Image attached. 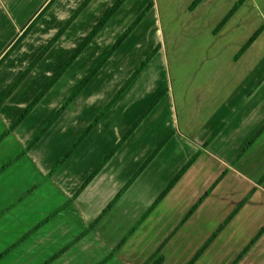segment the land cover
<instances>
[{"label": "rangeland", "instance_id": "obj_1", "mask_svg": "<svg viewBox=\"0 0 264 264\" xmlns=\"http://www.w3.org/2000/svg\"><path fill=\"white\" fill-rule=\"evenodd\" d=\"M196 1H127L70 66L43 102L28 116L23 127L25 129L21 131L25 138L18 137V140L6 144V148H3L13 150V144L18 143L16 150L20 151V146L26 147L29 144L25 143L26 138L37 137L134 21L153 5L127 41L86 87L81 96L82 102L80 104L76 102V105L74 102L63 118L44 135L36 147L37 157L29 155L30 159L27 160L29 163L20 162L22 165L14 167L0 178V205L6 208L30 186L43 181L47 173L39 169L40 161L46 168L56 165L137 72L141 64L158 49L147 67L67 164L74 184L82 179L87 180L146 114L145 120L127 140L129 143L124 151L100 174L96 186L94 185L93 191L97 193L96 208L77 204L76 207L69 209L40 236L35 237L37 238L35 241L39 242L37 246L30 251H20L16 256L18 259L27 260L33 254L45 253L48 250L52 254L57 247L80 234L102 211L100 209L106 198L112 199L125 185L126 179L134 176L143 161L154 153L169 134H173L170 145L158 154L155 168L148 173L146 179L140 181L134 191L145 193L139 194L140 200L152 202L174 179L176 173L194 157L197 147H201L202 142L212 136L221 122L229 121L231 118L236 120L233 110L238 112L239 109L245 108L244 101L248 91L259 88L257 96L259 94L260 96L257 100L264 101V84L261 86V83H264V41L254 49L257 58L253 60L248 58L244 65L235 66L231 55L245 39L250 31L249 27L233 28L234 24L231 23L228 31L231 34H227V38L221 40L217 35L220 24L232 11L235 0H203L194 8L193 4ZM47 2L57 3L58 6L40 27L38 32L45 30L44 34L35 35L34 42H37L33 49L27 45V51L31 53L40 51L38 56L85 0ZM116 2L117 0H93L74 25L66 31L65 38L59 42L56 49H52L51 53L46 55L41 69L27 81L17 98L22 97V100H26L36 95L37 90L40 93L48 79L50 80L72 56ZM44 45L46 46L42 49ZM26 72L27 70L17 80L20 85L29 76H23ZM163 92L164 95L156 103ZM7 94L1 99L8 98ZM13 109L18 115L19 108ZM21 113L15 117V121L19 119ZM0 124V132H3L7 125ZM2 154L1 157L7 156L6 152ZM6 162L8 161L0 160V167ZM194 175L196 176L194 181L197 183H192L191 186L185 183L178 186L174 194L156 208L134 232L111 264H142L164 241L166 264L191 262L204 246L205 240L214 235H208L205 231L209 220L201 209L203 203L198 207V212L190 213L195 204L209 191L205 190L207 187H203L204 177L201 172H195ZM263 176L264 173L259 177V182ZM254 193L253 190L245 195L236 208L245 199L249 202ZM66 197L58 182L53 180L44 182L32 196L12 209L0 222V242H9L12 237L24 233L34 221L62 204ZM128 199L121 200L122 202L116 205L106 220L59 264H96L112 252L119 244L120 238L134 227L150 206L148 203H132ZM255 202L256 205L252 208L244 206V215L241 218L243 225L238 226L242 233L230 225L233 222L231 220L222 230V238L214 244L211 252L204 256L199 264H231L247 248H249L247 254L245 253L240 264H264V236L249 247L258 232L254 234L255 229L251 232V229H247L248 226L244 227L251 223V228L264 225L262 209L264 202L259 198ZM228 208L223 207L221 214H225ZM211 210L215 214L219 213L217 207ZM233 212L231 211L229 216ZM221 214H218L220 217L216 216L215 220H211L210 226L220 221L219 226L215 223L214 233L229 217L224 216L220 219ZM248 217L250 218L246 219ZM45 242L49 243V246H46ZM38 247L43 249L40 250Z\"/></svg>", "mask_w": 264, "mask_h": 264}, {"label": "crops", "instance_id": "obj_2", "mask_svg": "<svg viewBox=\"0 0 264 264\" xmlns=\"http://www.w3.org/2000/svg\"><path fill=\"white\" fill-rule=\"evenodd\" d=\"M240 1L241 0H235L234 1L235 3L233 4V7L231 8V10ZM57 6H58L57 3L50 4L49 2H47V0H0V102L2 101L1 97L6 95L14 87L18 78L21 76V74L31 66L34 59L40 53V51H36L32 53L27 51V45L29 44V47L31 50L33 49L34 44L37 42V41L34 42L35 35H37L38 33L44 34L45 30L42 32H38V31L40 27L48 19L50 14H52V12H55ZM231 23L234 24L233 28L249 27V30H250L248 34L245 36V39L243 40V42H241V45H239L237 49L234 51V53L231 55L232 56L231 58L234 61L235 66L238 67V66L244 65V63H246L248 58L250 60L257 58L256 52H254V49L258 47V44L261 41H264V0H244V3L241 5V7L235 12L233 17L227 22V24L217 34L221 40L224 38H227L226 37L227 34L228 35L231 34V33L229 34L228 32L230 31ZM261 29L262 31L260 32V35L258 36L256 41L244 52L242 56L237 58V55L239 54L241 49ZM64 38H65V35L59 40V42L62 41ZM20 39L22 41L18 43ZM59 42L54 46V48H52L53 50L56 49ZM47 44H48V41H47ZM45 46L46 45H44L42 49ZM50 53L51 52H49L47 55H49ZM44 61L45 60L42 59L37 64V66L32 71L33 73L31 72L29 74L26 81L23 84L19 85L14 90V93L8 96V98L0 106V123H5L7 125L5 130L3 132H0V136L3 135L7 130L11 128L12 124L16 120L15 117L20 115V112H23L24 109L28 107L30 102H32L35 99V97L38 95L39 91L37 90L36 95L34 96L32 95L26 100L24 99L22 100V97L17 98L19 96L20 91L28 83L27 81L31 80L36 75L35 73L41 69ZM246 71L247 70H245V72ZM261 84H262L261 86H263L264 83H261ZM258 89L259 88H256L255 91L250 90L247 92L246 100L244 101L245 108L239 109L238 112L235 109L233 110V114L236 116V120L231 118L229 121L225 120V122L223 123L221 122L219 128L216 129V130L220 129L219 134L209 144V146L206 149L203 148V146L207 142V140L211 137V135L210 137H208V139L205 142H202V145H201L202 149L201 147L199 148L197 147L195 154L193 156H195L198 152H201L200 156L198 157L196 162L193 164V166L189 169V171L185 174V176L181 179V181L177 184V186L172 190V192L163 201L165 202L167 199H169L174 194V191L177 189V187L180 186L181 184L185 183V185L187 184V186H191L192 183L196 184L197 182L194 181V179L196 178V176L194 175L195 172H198V173L201 172L202 177H204L203 182L202 181L201 182L204 188L207 187L205 190L210 189L218 182L216 186L214 187V189L210 192L208 197L203 201V204L201 205V209H203L202 211H204V214H207L208 220H209L208 226L207 228H205L206 229L205 231L208 232L207 233L208 235L214 234L215 226L216 225L219 226L220 224L219 220H218L219 222L218 221L215 222L216 225L214 223L212 226H210V223H211V220L216 219V216L220 217L218 216V214H221L223 207L225 208L229 207V208L226 209L225 214H221L222 216L220 219L224 218V216H229V213L231 211H234V209H236V206L245 198V195H247L249 192H252L253 190L255 191L254 195L249 199V202L245 203L244 206L248 205L251 208L254 207L256 205L255 201L258 198L261 199L262 202H264V183L260 186H257L259 182V177H261V175L264 173V133L256 141V143L243 155V157L235 165L233 164L236 158L238 157V155L242 152V150L250 142L253 136L264 125V101L261 99L257 100L258 97L260 96V94L257 96ZM82 93L75 100V105H76V102H79L78 104L82 102L81 100ZM253 99H256L257 101H252ZM43 100L37 105V107L43 102ZM13 108L15 109L19 108L18 111L20 112L18 113V115L15 114ZM36 108L30 113V115L36 110ZM64 114H66V112ZM63 115L60 117V119L63 118ZM27 119L28 117L9 136H7L4 140L0 142V160L2 161L3 159V161H8L6 162L5 165L0 167V169L6 166L7 164H9L10 162H12L23 151L27 150L28 146L33 142L32 140L36 138V137L26 138L27 141H25V143L26 144L29 143V144L26 145V147L24 145L23 147L20 146V151L16 150L18 149V146H17L18 143L13 144V148H14L13 150L3 149V148H6V144L11 143L14 140H18L19 139L18 137L25 138V135H23L21 131L25 129L23 127L26 124ZM59 120L57 122H59ZM214 132L212 133V135L214 134ZM171 141L172 139L169 141V143L165 146L163 150H165L168 147V145H170ZM38 143L30 151H28L24 157L16 161L5 172H3L0 175V178L5 176L6 173H8L14 167L18 165H22V163L20 162H23L25 164L29 163L27 162V160L30 159L28 158L29 155H35L37 157L38 154L36 152V149H37L36 147L38 146ZM128 143L129 142L127 141L123 145V147L110 160V162L104 167V169L99 173V175L80 194V196L72 202V204H70L66 209L59 212L55 217L51 218L47 222H45L47 218H49L53 213H55L57 210L63 207L68 201L73 200L75 194L79 191V189L86 182V179L84 180L82 179L83 181L80 180V182L77 184H74V182L72 181L71 175L69 174V170L67 167V164L71 161L72 157L51 178H48V175L52 171L55 165L52 168H46L40 161L39 166L41 168L39 169L43 171L44 173H47L46 175L43 174L44 175L43 181L35 184L32 187L30 186L29 189L22 196L16 197V199L6 208H3L0 205V222L11 212L12 209L22 204L23 201H25L27 198L32 196L35 193V191L43 185L44 182H50L52 180L53 182L54 181L58 182V184H60V186L62 187V190H64V192L66 193V196H67L66 200L62 204H60L57 208H55L53 211H51L49 214H47L46 216L40 218L39 220L34 221L33 224L21 235H16L15 238L12 237L9 242L1 241L0 242V257L1 256L3 257L0 259V264H59L63 259L68 257L69 254L77 248L78 244L81 243V241L84 238L91 235L97 229V227L104 220H106L108 215L116 207L115 206L105 216V218L100 222V224L97 227H95L88 234L83 236V234L89 230L91 224L97 219V217L102 213V211L112 201V199L119 192V190L112 199H109V197L106 198L105 203L101 206V209H100V211L101 210L102 211L99 213V215L95 216V220L94 221L92 220V223L90 225H87L88 226L87 228H85L77 236L72 237L68 242L64 243L62 246L57 247L52 252V254H51V251L48 250L45 253L33 254L27 260L18 259V257L16 256L18 255L20 251H25V250L30 251L32 248L37 246L39 242L35 241L37 239L35 237L40 236V234H42L43 231H45L46 228H48V226H50L54 221H56V219H58L59 217H62L65 213H67L69 209L76 207L77 204L78 205L83 204L93 209L96 208L95 202L97 198V193L93 191L94 185L98 181L100 174H102V172L106 168H108L110 165L113 164L114 160L121 155V153L124 151ZM78 150L79 149H77V151ZM2 152L3 153L6 152L7 156L5 155L4 157H1L3 156ZM74 154L72 156H74ZM157 159L158 157L154 159V161L149 165V167L141 174L139 179L135 181L132 187L125 193V195L121 198V200L129 198L128 200L132 203L134 202H139L141 204L148 203L150 204V206L153 204V202L158 197L149 203V202H145L139 199V194H145L144 192L135 193L134 191L136 189V186L139 185L140 181L146 179L148 177V173L152 169L155 168ZM31 170H35V169L31 168ZM181 170H179L178 173ZM178 173H176V175ZM176 175L174 176V178L176 177ZM131 177L126 179L125 184L130 180ZM122 188L123 186L120 189ZM221 194L223 195V197H221ZM118 203L116 205H118ZM214 204H216V206H214ZM213 206L218 208L219 213L215 214L214 211L211 210V208H214ZM244 206L241 208V210H239L240 212H238L235 215V217L232 219L233 222H231L230 224V225L235 226L234 229H239V233H242V231L240 230L241 228L238 226L243 225L241 218H242V215H244ZM262 209L264 210V208ZM249 218L250 217L246 219H249ZM251 225L252 223L249 225H244V227L248 226L247 229H251L250 230L251 232L255 229L253 231L254 234H256L255 232L259 233L264 227L263 225V227L256 226L255 228H251ZM209 228H211L212 230H209ZM127 233L120 238V242L127 235ZM222 233L223 232H221L220 233L221 235L219 234L218 237L211 243V245L201 255V257L197 260L195 264H199L202 258H204V256H206L207 254L211 252V249L213 248L214 244H216V242H218L222 238L223 236ZM258 233L256 234V236L258 235ZM263 236H264V233L261 237ZM261 237L258 239V241L261 239ZM209 238L205 240L204 245L209 240ZM164 242H162L161 244H163ZM45 243H46V246H49V243L47 242ZM165 248H166V245L163 249V254L165 255V258H166ZM39 249L42 250L43 248L42 249L39 248ZM114 249L112 250V252L108 253L105 256V258H103L96 264H100L106 258H108L113 253ZM156 249L154 250V252L156 251ZM115 256L112 259H110L106 264L113 263ZM244 257L237 264H240L241 261L244 259ZM237 258L234 260V262L237 260ZM146 260L142 264H144ZM164 264H166V261Z\"/></svg>", "mask_w": 264, "mask_h": 264}, {"label": "trees", "instance_id": "obj_3", "mask_svg": "<svg viewBox=\"0 0 264 264\" xmlns=\"http://www.w3.org/2000/svg\"><path fill=\"white\" fill-rule=\"evenodd\" d=\"M93 0H85L84 4L81 5L77 11L71 16V18L67 21V23L61 28V30L57 33V35L53 38V40L44 48L41 54L35 58V61L31 64V66L27 69V72L23 75H29L31 70H33L39 61L45 58V56L52 50L54 45H56L59 40L64 36L66 31L70 29V27L75 23V21L81 16L83 11L91 4ZM128 0H117V2L107 11V13L102 17L99 23L93 28V30L89 33V35L84 39L81 45L76 48L75 52L72 56L64 63V65L51 77L48 83L44 86L42 91L38 93L35 99L28 105L26 109L22 112L21 116L17 121H15L11 128L7 130L3 135L0 136V142L4 140L7 136H9L29 115L30 113L37 107V105L47 96V94L53 89V87L61 80V78L68 71L70 66L82 55V53L87 49V47L96 39V37L103 31V29L108 25V23L115 17L117 12L126 4ZM203 0H197L193 7H197ZM244 3V0L238 2L232 11L228 14V16L223 20L220 24L218 31H220L227 22L233 17L235 12L241 7ZM153 5H150L128 28V30L120 37V39L114 44V46L107 52L101 62L94 68V70L86 77V79L81 83V85L76 89L74 93L68 98V100L62 105V107L56 112V114L51 118V120L47 123L41 133L33 140V142L28 146L27 150L23 151L19 154L12 162L4 166L0 169V175L5 172L11 165H13L16 161L21 159L26 155L28 151H30L41 139L42 137L56 124V122L60 119V117L69 109V107L75 102V100L80 96V94L86 89V87L93 81V79L97 76V74L101 71V69L105 66V64L113 57V55L119 50V48L127 41L129 36L135 31V29L139 26V24L146 17L150 9ZM220 29V30H219ZM259 30L241 49L237 58L242 56L244 52L256 41L258 36L260 35ZM25 35V34H24ZM21 39L18 41L20 43ZM158 49H156L150 57L145 60L137 72L133 74L131 79L125 84V86L114 96L111 102L106 106V108L100 113V115L94 120V122L86 128L83 134L79 137L73 147L65 153V155L58 161V163L53 167L52 171L49 173L48 178L53 177L59 169L72 157V155L77 151V149L83 144V142L89 137V135L94 131V129L99 125L101 120L110 112V110L115 106V104L122 97L123 93L127 91V89L131 86V84L138 78V76L143 72V70L147 67L153 56L157 53ZM20 85L17 82L14 87L8 92L7 97L14 92V90ZM164 92L159 96L156 100V103L160 101ZM7 99V98H6ZM2 100L0 102V106L6 100ZM150 111V110H149ZM148 111V112H149ZM147 112V114H148ZM146 118V114L135 124L134 128L123 138V140L108 154V156L104 159L102 164L92 173V175L86 180L83 186L79 189V191L75 194L73 200L68 201L63 207L53 213L49 218L45 220L47 222L51 218L55 217L59 212L66 209L72 202L77 199L80 194L90 185V183L99 175V173L104 169V167L110 162V160L118 153V151L123 147V145L130 138L132 133L137 129L142 121ZM220 129L216 130L214 134L207 140L204 144L203 148H207L209 144L217 137ZM264 133V125L258 130V132L253 136L250 142L246 145V147L242 150V152L238 155L236 160L234 161V165L243 157V155L256 143V141L262 136ZM173 134H169L157 147L152 155H150L147 160L142 164L137 173L130 178V180L123 186V188L115 195L112 201L108 204V206L102 211V213L97 217V219L91 224L88 231H86L84 235L88 234L91 230L97 227L100 222L105 218V216L116 206V204L121 200V198L125 195V193L132 187L135 181L141 176V174L149 167V165L154 161V159L158 156V154L165 148V146L172 139ZM201 152H198L176 175V177L169 183V185L163 190V192L158 196V198L153 202V204L148 208L145 214L139 219V221L135 224V226L127 233V235L121 240V242L114 249L113 253L106 258L100 264H106L110 259H112L119 250L123 247L124 244L132 237L134 232L144 223V221L153 213V211L165 200V198L172 192V190L177 186V184L181 181V179L185 176V174L189 171V169L196 162ZM264 182V176L259 182V186ZM218 183V182H217ZM216 184L209 189L207 193L198 201L197 204L191 210L193 213L198 209V207L203 203V201L208 197L210 192L214 189ZM245 199L242 204H240L234 212L226 219L224 224H222L214 235L206 242V244L201 248V250L196 254V256L191 260L189 264H195L197 260L201 257V255L207 250V248L211 245V243L218 237V235L222 232L224 227L230 223V221L235 217V215L239 212V210L244 206ZM44 222V223H45ZM264 233L263 229L258 233V235L253 239L249 247H251ZM166 245V241L161 244L156 251L146 260L144 264H164L166 261L165 255L163 254V249ZM247 248L233 264H237L245 255ZM3 256L0 257V259Z\"/></svg>", "mask_w": 264, "mask_h": 264}]
</instances>
